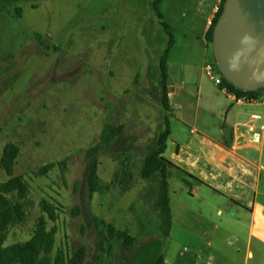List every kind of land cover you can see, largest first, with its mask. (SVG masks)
<instances>
[{"label": "rangeland", "instance_id": "obj_1", "mask_svg": "<svg viewBox=\"0 0 264 264\" xmlns=\"http://www.w3.org/2000/svg\"><path fill=\"white\" fill-rule=\"evenodd\" d=\"M156 1L0 0V159L6 144L20 148L13 176L30 184L34 203L27 223L10 230L8 246L29 241L45 217L50 229H58L54 257L70 258L84 248V264H156L159 257L173 264L171 259L193 254L192 235L202 230L201 223L185 228L183 206L169 186L172 225L163 235L156 206L161 175L142 176L169 115L162 106L159 63L170 38ZM205 4H159L174 39L170 76L190 89L202 111L210 106L207 98L221 90L205 72L214 61L212 44L203 38ZM169 119L172 134L190 133ZM218 121L201 116L195 128L214 135ZM109 124L124 126V135L98 155L101 190L90 196L84 155ZM65 160L66 174L56 168L47 176L34 175ZM125 165L127 183L121 180ZM9 178L0 164V183ZM45 201L58 207L57 222L43 212ZM176 211L181 216L173 226ZM96 218L133 236V249H125L116 236L101 244Z\"/></svg>", "mask_w": 264, "mask_h": 264}, {"label": "crops", "instance_id": "obj_2", "mask_svg": "<svg viewBox=\"0 0 264 264\" xmlns=\"http://www.w3.org/2000/svg\"><path fill=\"white\" fill-rule=\"evenodd\" d=\"M205 1L206 44L222 0ZM168 86L169 116L191 128L178 137L171 132L174 140L170 136L167 143L164 156L174 165L167 171L170 193L183 206L185 228L193 222L203 227L193 232L196 241L190 258L171 263L264 264V91L240 103L220 90L207 98L210 106L202 111L190 89L170 76L169 66ZM208 115L219 120L214 135L195 128L199 118ZM174 213L173 226L181 216ZM168 261L165 257L164 264Z\"/></svg>", "mask_w": 264, "mask_h": 264}, {"label": "trees", "instance_id": "obj_3", "mask_svg": "<svg viewBox=\"0 0 264 264\" xmlns=\"http://www.w3.org/2000/svg\"><path fill=\"white\" fill-rule=\"evenodd\" d=\"M161 1L162 0H157L154 3V8L157 12V17L161 20L165 33L170 39L167 49L159 63V76L162 106L165 112L170 114L171 103L168 86V62L171 49L174 46V39L171 34L170 26L163 21V16L159 12V4ZM224 4L225 0H222L219 11L206 34V40L211 44L213 43L215 27L223 12ZM38 38L41 40L40 36H38ZM213 65L216 67L215 61H213ZM220 88L221 90L225 89L229 94L235 95L236 97L256 98L259 93L263 92H243L226 82L224 78ZM123 135L124 126L106 125L101 133L99 142L85 152V160L90 163L88 174V191L90 196H93L101 190V181L98 176V155L112 148L115 142ZM170 135V119L169 115H167L165 117V129L160 134L157 145L152 148L150 154L147 156L142 170L144 179H150L156 173H160L161 175V189L156 206L161 215V229L165 236L169 235L172 225V216L168 200L169 182L167 171L169 167L174 165L164 156ZM19 154L20 148L16 144L8 143L5 145L0 159L2 169L7 176L10 177L7 181L0 183V264H84L87 255L84 248L80 249L70 258H66L62 253L58 254L56 257L53 256L56 248L58 229L56 227L50 229L48 220L45 217L40 218L36 225L35 232L29 241L11 246L7 245L10 230L27 223L29 217L28 208L34 205L31 199L30 184L22 176H13ZM67 167V160L51 163L38 169L34 172V175L38 177L47 176L56 168H59L63 174H66ZM129 178V167L125 165L123 167L121 180L123 183H127ZM42 210L50 221H58L59 209L56 205L45 201L42 204ZM95 222L101 244H104L108 238L116 236L117 240L122 243L125 249H133L136 239L128 232L117 230L114 226L107 224L106 221L100 218H96ZM163 263V258L159 257L156 264Z\"/></svg>", "mask_w": 264, "mask_h": 264}, {"label": "water", "instance_id": "obj_4", "mask_svg": "<svg viewBox=\"0 0 264 264\" xmlns=\"http://www.w3.org/2000/svg\"><path fill=\"white\" fill-rule=\"evenodd\" d=\"M212 47L226 82L247 93L264 91V0H225Z\"/></svg>", "mask_w": 264, "mask_h": 264}, {"label": "built area", "instance_id": "obj_5", "mask_svg": "<svg viewBox=\"0 0 264 264\" xmlns=\"http://www.w3.org/2000/svg\"><path fill=\"white\" fill-rule=\"evenodd\" d=\"M220 7H217V12L219 11ZM205 72L209 76V78L215 82L217 86H221L223 83V78L220 72L218 71L217 67H215L213 64H208L205 67ZM225 90V89H224ZM236 101L243 103L248 101V97H236Z\"/></svg>", "mask_w": 264, "mask_h": 264}]
</instances>
